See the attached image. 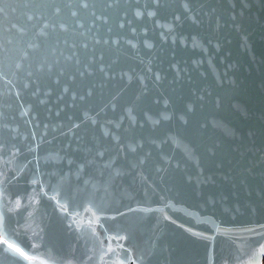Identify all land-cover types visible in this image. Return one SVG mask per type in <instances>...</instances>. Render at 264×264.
Returning <instances> with one entry per match:
<instances>
[{
  "label": "water",
  "instance_id": "95a60500",
  "mask_svg": "<svg viewBox=\"0 0 264 264\" xmlns=\"http://www.w3.org/2000/svg\"><path fill=\"white\" fill-rule=\"evenodd\" d=\"M0 264H264V0H0Z\"/></svg>",
  "mask_w": 264,
  "mask_h": 264
},
{
  "label": "snow or ice",
  "instance_id": "6c2138e0",
  "mask_svg": "<svg viewBox=\"0 0 264 264\" xmlns=\"http://www.w3.org/2000/svg\"><path fill=\"white\" fill-rule=\"evenodd\" d=\"M138 15H139V13H138Z\"/></svg>",
  "mask_w": 264,
  "mask_h": 264
}]
</instances>
